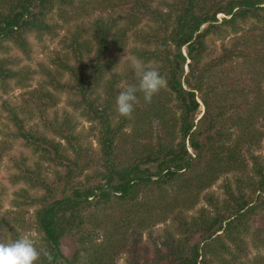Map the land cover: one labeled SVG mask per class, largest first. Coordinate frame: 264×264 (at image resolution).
<instances>
[{
  "label": "trees",
  "instance_id": "obj_1",
  "mask_svg": "<svg viewBox=\"0 0 264 264\" xmlns=\"http://www.w3.org/2000/svg\"><path fill=\"white\" fill-rule=\"evenodd\" d=\"M132 2L129 1V10L125 13L117 10L124 8L122 1L89 0V3H84L83 6L89 4L92 13L99 8L109 12V18L101 14L94 21L100 46L97 58L93 61V70L87 74L82 54L77 57V69L67 67L74 82L73 88L81 95L77 106L84 104L90 120L100 124L101 136L98 140L104 160V172L78 180L88 164L80 161L82 149L81 146L73 145L75 137L71 136L72 146L69 148L77 155L71 159L58 142L40 132L26 131L20 126L19 136L26 141L28 147L43 154L41 159L45 162L54 163L66 170L63 176L60 172L57 180L49 183L41 177L39 165L30 167L22 159L17 165L19 172L14 175L16 183L26 182L46 191L43 196L32 201L40 205L34 221L40 235V246L46 248L52 257L51 261L41 257L40 264H74L65 255L62 244L66 236L83 224L82 213L87 208L114 202L122 206L133 204L138 202L139 195L153 188L160 192L159 196L165 195L163 203H160L162 206H159L162 214L159 216L163 218L173 213L179 205L186 209L194 207L198 195L205 188H210L212 182L222 174H237L239 171L241 173L234 176L239 193L228 190V198L214 204L215 206L211 204L213 208L210 211H204L199 217L193 218L191 223L179 220L182 227L180 230L185 235L193 231L191 239L196 237V241L200 237V243L191 244L190 237H182L175 242L172 238H166L164 248H158L153 257H145L143 264H264L261 253L254 258H249L248 255L251 254V246L264 251V227L254 230L250 242L242 238L248 224L247 219L264 208L261 198L264 197V167L258 163L259 158L256 156L253 158L255 173L250 174L248 166L241 159L240 142L235 146L226 145L230 141V135L221 119L226 114L224 109L227 106L219 105L220 111L215 113L210 103L213 89L204 92V85L208 80L207 68L213 69L231 54L223 55L212 66L203 63L207 52L206 38L211 35L225 38L231 34H239L243 23L252 19L255 25L264 24V0H170L166 5V12L156 10L141 0ZM80 3L81 0H0V41L14 40L18 43L19 37L35 30L39 33H51L53 27L47 22L48 15L57 6L60 11L71 7L74 14L68 18L76 21V31L73 33L75 55H78L77 51L81 48L89 51L85 45L87 43L80 38L84 29L81 20L90 13L83 11L76 15L77 8L74 6ZM139 10H143V13ZM68 13L62 14L68 16ZM220 14L225 16L222 20L218 19ZM145 20L150 23L147 24L149 30H145L143 26L138 29ZM133 28L140 30L136 35L142 32L141 43L146 44L135 48V54L138 59L157 68L166 79L165 88L168 93L165 95L174 102L173 106L179 112L178 120L163 99L162 90L153 96L150 103H144L147 108L142 112L138 104L139 101L143 102V94L138 93V103L130 117L121 116L116 110V97L121 89L107 91L104 98L90 97L95 91L92 86L98 83L107 70L117 67V61L109 56L110 45L122 51L127 31ZM2 70L3 67H0V75L4 72ZM125 70L126 85L137 83L138 78L130 64ZM116 74L114 77L119 79V73ZM198 96L205 105V112L199 118ZM115 117H118L117 122L113 120ZM154 120L159 122L157 127L160 126L164 131L161 134L157 132L155 144L144 142L145 145L142 146L141 140L153 137ZM177 124L180 127L178 137L173 130ZM127 125L133 129L130 140L123 137L121 139L125 143L130 142L135 157L120 163L115 158L118 148L115 141ZM71 129L66 123L59 128H51L63 138L68 137L66 133ZM246 131L250 133V127H246ZM261 136L257 135L258 138ZM183 180L187 184L181 190V195H169L168 189L174 188ZM29 193L28 189H21L18 196L22 201L15 199L16 202L19 205L28 204ZM204 198L211 203L210 194H205ZM145 204L136 203L139 207L147 206ZM133 210L132 207L127 214H133ZM159 216L156 217L157 222L162 220ZM145 217H139L141 220L137 226L156 223L150 212ZM5 228L9 229L7 226ZM14 238L18 237L14 235ZM231 244L235 249H231ZM218 250L220 256L215 255Z\"/></svg>",
  "mask_w": 264,
  "mask_h": 264
},
{
  "label": "rangeland",
  "instance_id": "obj_2",
  "mask_svg": "<svg viewBox=\"0 0 264 264\" xmlns=\"http://www.w3.org/2000/svg\"><path fill=\"white\" fill-rule=\"evenodd\" d=\"M116 1L123 2L124 8L117 9L123 13L129 10V1L132 2V0ZM141 2L166 12V5L170 0H141ZM84 3H89V0H81V3L74 7L77 8L76 15L83 11L90 13L81 20L84 29L80 38L82 42L87 43L85 45L90 52L81 48L79 52L77 51L78 55H75L73 33L76 31L74 25L76 21L68 18L74 14V9L71 7L60 11L57 6L48 15L47 22L53 27L51 33H39L35 30L19 37L18 43L14 40L0 41V67H3L2 71H4L0 75V241L13 240L14 235L30 236L38 246L41 244L40 235L34 224L40 205L32 201H36L38 196H43L46 191L34 188L26 182H15L14 175L19 172L17 165L20 161L25 159L30 167L39 165L41 177L49 183L57 180L58 173L62 172L63 176L66 172L54 163L45 162L41 159L43 154L28 147L26 141L19 136L20 126H23L26 131L40 132L58 142L71 159L77 155L73 149L69 148L72 146L71 136L75 137L76 141H72L73 145L81 146L82 149L80 161L88 164L80 173L78 180H85L87 175L104 172V160L98 140L101 136L100 124L90 120L84 104L77 106L81 95L73 88L74 82L67 68L77 69L79 67L77 57L82 54V63L87 65V74L93 70V61L97 58L100 46L96 38L94 21L101 14L109 18V12L99 8L92 13L89 4L83 6ZM139 11L143 13V10ZM65 12H69L68 16L63 15ZM224 17L223 14L218 15L220 20ZM120 21L123 25V21ZM253 21L252 19L243 23V29L239 34H231L225 38L211 35L206 38L207 52L203 61L206 66H212L223 55L231 54L213 69L207 68L208 80L204 85V92L213 89L210 94V103L215 113L220 111L219 105L227 106V109H224L226 114L221 119V123H225V129L230 135V141L226 145L235 146L240 142L241 159L245 161L244 164L248 166L246 168L252 175L255 173L253 158L258 156V163L264 167V24L256 23V26ZM147 24L150 25L148 21H143L138 29L143 26L145 30H149ZM138 29H128L122 51L110 45L109 56L117 61V67L107 70L98 83L92 86L95 88L90 96L92 99L104 98L107 91L111 92V89L116 91V88L122 89L126 85L124 71L131 59L137 58L135 48L146 46L141 43L142 32L136 35L140 31ZM184 51L186 52L185 49ZM186 71H188L187 67ZM116 73H119V79L117 76L114 77ZM160 90L164 92L161 95L178 120L179 112L173 106L174 102L165 95L166 92L168 93L167 89L164 87ZM198 97L199 118L205 112V105L200 96ZM142 101L138 104L141 112L147 108V105H144L145 101ZM113 120L117 122L118 117ZM64 123L72 127L71 131L66 133L67 138L60 137L51 130L53 126L59 128ZM158 123L154 120L153 137L149 140H141L142 146L145 145L144 142L156 143L157 132L161 134V131H164L160 126L157 127ZM246 127H250V133H247ZM179 128V124L173 128L177 137ZM122 130L121 136L115 141L118 147L115 158L120 163L135 157L130 142L125 143L123 140H130L133 129L127 125ZM252 132L261 134H252ZM257 135L262 136L258 138ZM240 173L241 171L237 174L234 172L222 174L218 180L212 182L210 188H205L198 195L194 207L186 209L179 205L178 208H174L173 213L163 218L159 216L162 215L159 206H162L160 203H163L165 195L159 196L160 192L153 188L139 195L138 202L133 204L122 206L114 202L87 208L82 213L83 224L63 240V251L69 259L74 261V264H143L145 257H153L158 248H164L163 243L166 238H172L175 242L179 238L189 239L190 237L191 244L200 243L202 240L200 237L196 241V237L191 239L193 231L185 235L180 230L182 227L179 220L191 223L193 218L199 217L204 211H210L214 204L228 198V190L239 193L234 176ZM256 177L259 178L258 175ZM186 184L184 180L179 182L174 188L168 189V194L173 197L181 195V190L186 188ZM21 189H28L30 192L28 204L19 205L16 202V200L22 201L18 196ZM245 191L247 192V189ZM205 194H210L211 203L204 198ZM261 198L264 201V197ZM136 203H146L147 206L139 207ZM132 207L135 216L131 213L127 214ZM263 210L264 208L247 219L248 224L242 234L243 239L250 242L254 230L260 226L264 227ZM147 212L153 215L154 222L158 216L162 220L156 221L155 224L149 223L144 227L137 226L140 218H144ZM230 247L235 249L233 244ZM188 251L190 252V249ZM250 251L249 258H254L259 253L264 256V251L257 250L255 246H251ZM215 255L220 256V250Z\"/></svg>",
  "mask_w": 264,
  "mask_h": 264
},
{
  "label": "clouds",
  "instance_id": "obj_3",
  "mask_svg": "<svg viewBox=\"0 0 264 264\" xmlns=\"http://www.w3.org/2000/svg\"><path fill=\"white\" fill-rule=\"evenodd\" d=\"M130 65L138 82L124 85L116 97V110L124 117H130L134 112L138 93H142L144 101L150 103L153 96L166 86V79L157 68L138 58H132ZM41 257L52 259L49 251L38 246L30 236L0 241V264H40Z\"/></svg>",
  "mask_w": 264,
  "mask_h": 264
}]
</instances>
